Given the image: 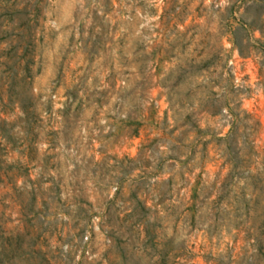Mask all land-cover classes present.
<instances>
[{
  "label": "rangeland",
  "instance_id": "374dc122",
  "mask_svg": "<svg viewBox=\"0 0 264 264\" xmlns=\"http://www.w3.org/2000/svg\"><path fill=\"white\" fill-rule=\"evenodd\" d=\"M0 264H264V0H0Z\"/></svg>",
  "mask_w": 264,
  "mask_h": 264
},
{
  "label": "trees",
  "instance_id": "16d2710c",
  "mask_svg": "<svg viewBox=\"0 0 264 264\" xmlns=\"http://www.w3.org/2000/svg\"><path fill=\"white\" fill-rule=\"evenodd\" d=\"M26 66H24L23 68H25ZM24 76V75H23ZM21 77H22V75H21ZM20 109L22 110V113L24 114V120H25V124L24 125H28L29 124V122H30V120L28 119V114H32V110L30 111H27L26 109H24L22 106H21V104H20ZM29 120V121H28ZM32 122V121H31ZM28 131H30L31 132V135L33 136L34 135V132H32L33 131V127H32V124L31 125H29V126H27V128H26V133L28 132ZM34 144V141L32 140V139H29L27 142H26V144H25V146L24 147H30L31 145H33ZM171 250V249H170ZM170 250H167V249H165L163 246H161L160 248H158V250H157V257H158V259H159V261L160 262H162L164 259H165V256L169 253V254H172V256H176L177 254H175V252H171Z\"/></svg>",
  "mask_w": 264,
  "mask_h": 264
}]
</instances>
